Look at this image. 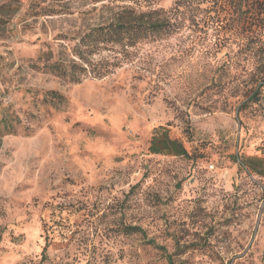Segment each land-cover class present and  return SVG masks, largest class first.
I'll return each instance as SVG.
<instances>
[{
  "label": "rangeland",
  "instance_id": "obj_1",
  "mask_svg": "<svg viewBox=\"0 0 264 264\" xmlns=\"http://www.w3.org/2000/svg\"><path fill=\"white\" fill-rule=\"evenodd\" d=\"M31 1L0 0V121L20 117L0 137V264H264V177L246 162L264 159V86L245 104L264 52L199 18L74 84L25 61L129 4L72 0L31 17ZM46 91L66 104L44 103ZM163 133L187 155L152 153Z\"/></svg>",
  "mask_w": 264,
  "mask_h": 264
},
{
  "label": "trees",
  "instance_id": "obj_2",
  "mask_svg": "<svg viewBox=\"0 0 264 264\" xmlns=\"http://www.w3.org/2000/svg\"><path fill=\"white\" fill-rule=\"evenodd\" d=\"M49 1L61 9L52 5L45 6L46 0H32L26 14L31 17L63 15L67 11L64 2L72 0ZM87 1L93 4L109 2L114 5H129L112 11L108 18L81 35L65 36L63 40L67 43L63 45L56 48L44 45L46 49L41 50L36 58L25 61L29 70L74 84H80L87 79L103 80L114 75L123 65L131 63L140 45L178 35L187 29L185 21L196 23L199 18L205 22H213L212 26L207 24V29H202L207 34L212 31L219 37L224 32L230 33L231 35H227L229 41L239 38L244 48L264 52V0H175L174 6L169 10L153 8L161 0ZM5 8L3 5L0 10ZM226 26L229 29L225 30ZM219 42H215L214 46L222 47ZM251 81L252 96L245 104L257 102L255 98L261 94L264 86V69H257L251 74ZM43 94V102L56 109H60L67 102L59 92L46 91ZM19 124V116L7 113L0 121V137L18 134ZM150 151L154 154L187 155L185 147L171 139L167 133L154 138ZM246 162L252 172L264 177V159L247 158ZM129 230L130 234L144 233L138 227H131ZM167 261L175 264L172 256H167Z\"/></svg>",
  "mask_w": 264,
  "mask_h": 264
}]
</instances>
